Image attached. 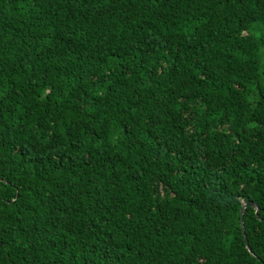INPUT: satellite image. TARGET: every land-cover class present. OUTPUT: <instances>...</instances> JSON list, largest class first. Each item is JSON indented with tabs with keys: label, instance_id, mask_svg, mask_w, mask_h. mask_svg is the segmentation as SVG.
Returning <instances> with one entry per match:
<instances>
[{
	"label": "trees",
	"instance_id": "obj_1",
	"mask_svg": "<svg viewBox=\"0 0 264 264\" xmlns=\"http://www.w3.org/2000/svg\"><path fill=\"white\" fill-rule=\"evenodd\" d=\"M0 264H264V0H0Z\"/></svg>",
	"mask_w": 264,
	"mask_h": 264
},
{
	"label": "water",
	"instance_id": "obj_2",
	"mask_svg": "<svg viewBox=\"0 0 264 264\" xmlns=\"http://www.w3.org/2000/svg\"><path fill=\"white\" fill-rule=\"evenodd\" d=\"M248 205L254 206V207L256 208V210H257V213H258L259 210H260V207H259L258 204H256V203L245 204V205L243 206V208H242V226H243V230H244V227H245V225H244V220H243V217H244V211H245V209H246V207H247ZM258 216H259V213H258ZM244 231H245V230H244ZM249 249H250V247H249Z\"/></svg>",
	"mask_w": 264,
	"mask_h": 264
}]
</instances>
